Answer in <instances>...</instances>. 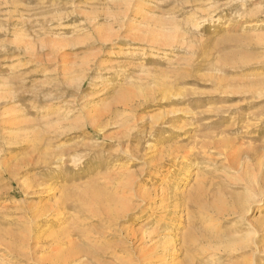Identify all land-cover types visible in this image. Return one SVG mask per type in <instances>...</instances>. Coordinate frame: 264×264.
I'll return each instance as SVG.
<instances>
[{"label": "rangeland", "instance_id": "1", "mask_svg": "<svg viewBox=\"0 0 264 264\" xmlns=\"http://www.w3.org/2000/svg\"><path fill=\"white\" fill-rule=\"evenodd\" d=\"M171 237L264 264V0H0V264Z\"/></svg>", "mask_w": 264, "mask_h": 264}, {"label": "bare ground", "instance_id": "2", "mask_svg": "<svg viewBox=\"0 0 264 264\" xmlns=\"http://www.w3.org/2000/svg\"><path fill=\"white\" fill-rule=\"evenodd\" d=\"M142 5L143 4H141V6L139 8L140 11L143 9ZM162 30H160V31L158 30L157 31L155 29H152L151 30V34L153 35V37H157L158 39H165V38H167L166 37L167 35H165L164 30L163 31ZM15 135H18V133H15ZM190 174L191 173H189V170L187 169L186 173H185L186 177L190 176ZM176 209H175V211H176V220H177V223H179L180 219H182L183 216H187V213L184 214V212H186V209H184V207L182 209L179 208L180 210H176ZM189 214L190 213L188 212V216L187 217L190 216ZM206 220H207V222L211 221L209 219H206ZM178 225L179 224H177V226ZM175 245H177V244H175V242H174V237H171V238L166 240L165 247L163 248L162 252H159L158 248L153 249L149 256H150V258H153L152 261H156V262L155 263L152 262L151 264H176V262H175L176 259H175L174 256L177 253V250H176L177 247Z\"/></svg>", "mask_w": 264, "mask_h": 264}]
</instances>
